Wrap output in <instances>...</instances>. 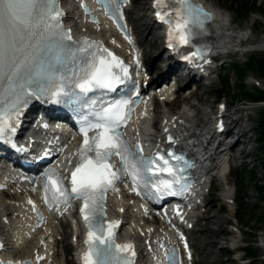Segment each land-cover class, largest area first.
<instances>
[{"label":"snow or ice","instance_id":"obj_1","mask_svg":"<svg viewBox=\"0 0 264 264\" xmlns=\"http://www.w3.org/2000/svg\"><path fill=\"white\" fill-rule=\"evenodd\" d=\"M102 2L105 12L122 27L123 6L130 0ZM156 3L174 14L160 11L161 19L172 24L174 40L179 39L185 45L198 34L195 29H206L205 21L211 18L203 5L192 0H156ZM81 4L86 12L90 11L83 0ZM170 4L174 6L169 7ZM65 15L61 0H0V141L15 144L17 125L34 99L75 103L78 109H90L80 117L83 144L78 150L79 163L71 174V184L65 183L66 178L58 169L49 168L44 174L45 200L51 207L83 199L84 218L90 229L84 264H134V246L116 243L113 229L120 222L105 223L106 192L109 188L116 190V182L130 176L133 190L145 195L153 187L161 194L176 193L178 184L181 191L177 194H183L184 169L169 163L163 152L144 155L142 143H137L134 149L124 138L121 127L131 119L136 101L122 96L105 104L95 96V91L102 95L106 94L104 90L115 91L117 85L128 79V66L105 49L101 41L86 37L74 41L72 29L65 27ZM127 38L131 41L130 35ZM194 55L203 58L199 50ZM91 130L95 134L90 136ZM113 156L119 157V164L112 162ZM173 158L184 162L183 155L175 150ZM157 171L169 172L172 178L158 179L154 175ZM166 255L170 257L169 264H173L178 254L173 251ZM188 255L191 257V249ZM0 264L12 262L0 261Z\"/></svg>","mask_w":264,"mask_h":264},{"label":"rangeland","instance_id":"obj_2","mask_svg":"<svg viewBox=\"0 0 264 264\" xmlns=\"http://www.w3.org/2000/svg\"><path fill=\"white\" fill-rule=\"evenodd\" d=\"M212 4L219 7L222 12L225 13L227 18L234 20V26L238 27L242 25L246 29L241 30V32L236 31L239 35L247 36L251 32L253 33L249 42L245 45L246 47L254 45L264 40V0H258V5L261 6V10H256L251 14L250 17L245 18L240 14L243 3L239 2L235 4L230 0H208ZM249 5L251 6L255 0H251ZM150 0H135V5L132 11L133 18H136L139 23L144 24L146 28L153 26L151 20L148 16L149 8L148 3ZM148 37V38H147ZM145 41L147 42L146 49L148 50L146 54L147 60H155L158 64L161 63L160 50L149 45L150 35L145 33ZM153 39H150L152 43ZM251 43V44H250ZM152 49V50H151ZM150 50V53H149ZM264 55L263 50H253L244 54H240V60H245L249 55ZM163 61V60H162ZM219 68L212 78L209 79L212 82V85H207L202 82L200 90L197 92L198 96H202L203 100H198L196 97L192 98L190 102L197 103L200 107L201 112L200 116L207 118L210 114L211 108L215 106L216 101L219 98V92L222 85L221 75L219 73L227 72L229 68V63L222 64L219 62ZM223 68V69H222ZM248 72L253 73V77L256 78L258 71L256 68L250 69ZM233 78L232 87L235 92H232L231 95H228L226 98L232 105V109L236 110L239 108V105L246 104V100H243L240 96H235L239 91V86L237 84L238 76L233 71L231 73ZM260 77V76H259ZM255 78L249 79V84L252 87L254 84H260L264 89V78H261L260 82H256ZM238 100L241 102L238 103ZM189 103V102H188ZM184 104L183 101L180 104H175L173 107L174 110H178ZM246 105H249L248 103ZM253 105V104H252ZM218 107V105H217ZM261 111L262 109L253 107L248 111V113H243V123L251 124L258 127L261 120ZM250 117L252 119L249 122ZM260 135L258 132L252 133V136L257 137ZM255 148L252 151H249L246 154L245 162L242 159L236 161V170L235 173L231 175L232 188L235 190L236 187V196L238 197V203L236 206L231 204H226L222 199V189L223 185L219 181L214 183V192L209 196L208 201L212 202V208L210 212L211 222L208 226H205L204 230V221L199 225L200 230L195 234L198 235L199 243V258L200 260L197 264H239L237 258L240 255H244L245 251H237L233 248L236 243L244 244V241H249L256 248V256L248 264H264V192L256 186L257 182L261 180V184H264V144L258 143L256 141L251 142ZM253 168L257 174L258 179L253 181L248 172L244 173L245 170ZM242 176L245 178L243 181ZM243 181V182H242ZM238 209L239 214V223L244 227L243 232H232L231 225L235 223L234 219ZM232 223V224H231ZM70 230V228L68 227ZM71 236L67 235L65 238L66 243L71 247V251L67 255V262L63 264H75L73 260V251L74 248L70 242ZM64 246L62 243L59 244V256L64 257Z\"/></svg>","mask_w":264,"mask_h":264},{"label":"bare ground","instance_id":"obj_3","mask_svg":"<svg viewBox=\"0 0 264 264\" xmlns=\"http://www.w3.org/2000/svg\"><path fill=\"white\" fill-rule=\"evenodd\" d=\"M215 9H216V12H217V15H218V19H217V24H218L217 27L218 28H217V31H216L218 36L215 39H216L217 44H219L222 47H225V46H227V38L229 37L228 36V32H230V30H231L229 28V26H228L229 19L220 10H218L217 7H215ZM103 26H105V25H103ZM104 31L106 32V29ZM198 99H199V101L203 100V97L200 95V96H198ZM149 115L150 116H148L147 119H146V124H148L149 119L152 117L153 113H150ZM235 121H233V122H235ZM240 121L241 120H239L238 122L240 123ZM201 122H202V120H200V119L191 118L189 116V113H188V111L186 109H181L176 116L169 117V119L167 121V124L165 126L169 127L171 131L180 130V131L183 132V134H186L188 132H197L198 133V137L202 138L203 140H206V137L203 136V131L205 130V126H202ZM155 123H156V121H155ZM236 125H238V124H236ZM159 132H161L160 133L161 141H164L165 134H166L165 131H159ZM160 136H157V137H160ZM8 193H10L12 196H14V199L10 198V200H9V198H7L4 193H0V212H2V213L4 212L3 215H6L7 217H10L12 212L7 213L8 211H4L3 209L6 206H9V207H11V205L12 206H16L15 204L20 206L22 204L21 203L22 199L19 197V194H12L11 191H9ZM122 194H123V192H122ZM123 196H124V198L122 199V201H125L126 200V195H123ZM127 198H131V197L128 196ZM126 206L127 205L124 204L125 208H126ZM132 210H134V207H132ZM133 212L135 213V211H133ZM12 218L14 220L16 219L14 216H12ZM211 221L212 220L209 219V222H211ZM29 222L30 221H28L26 224L22 223V225L17 227L18 236H17L16 243H18L21 240L20 238H25V239L33 242L31 244L32 248H30V243H27V244L22 246V248H21V250L23 251L22 253H25V254L29 253V251L31 249L33 251L35 246H37L39 244L37 238L33 239V237L36 236V232L35 231H31L32 232V237L30 239L28 237H24L23 234H22V229L23 228L27 229V227L29 226L27 224H29ZM49 224L47 226H48V228L51 229V234L49 236V239H47L44 242V245L48 247L46 252L49 249H54L55 250V239H56L55 235H57L59 233V226H60L59 223H55V222H52V227ZM28 228H29V230H31V227H28ZM128 228H129V231H131L133 234L135 233V230H134L135 229V225L133 223H131L128 226ZM44 245H42V244L40 245L39 244L38 247L42 248ZM64 247L67 248L68 245L65 243ZM53 257H54V261H52L51 264H62L61 259L63 260V258L58 259L57 255H53ZM45 264H48V263H45Z\"/></svg>","mask_w":264,"mask_h":264},{"label":"trees","instance_id":"obj_4","mask_svg":"<svg viewBox=\"0 0 264 264\" xmlns=\"http://www.w3.org/2000/svg\"><path fill=\"white\" fill-rule=\"evenodd\" d=\"M235 1V0H234ZM243 1H246V0H243ZM246 3H248L246 1ZM256 4H257V1H255L254 3V6L256 7ZM251 7L249 6H246V14H248V12L250 11ZM251 61L249 62V65H255L258 64L259 66V71H260V74L262 76H264V57H256V56H252L251 58ZM238 70L240 69L239 67H236ZM240 71V70H239ZM241 76L240 78L242 79L243 78V72H240ZM243 80V79H242ZM226 81V84L230 87V80L229 79H225ZM243 91H246L245 93H248L250 91L242 88ZM231 91V89H230ZM250 95H252V97H254L256 100H264V92H260L259 94H253V93H250ZM261 125L264 129V113H263V121L261 122Z\"/></svg>","mask_w":264,"mask_h":264}]
</instances>
